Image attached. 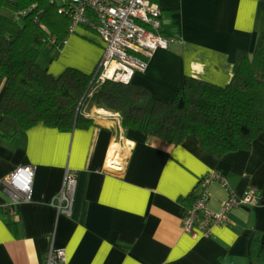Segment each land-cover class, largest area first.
I'll return each mask as SVG.
<instances>
[{
    "label": "crops",
    "instance_id": "0c3cea01",
    "mask_svg": "<svg viewBox=\"0 0 264 264\" xmlns=\"http://www.w3.org/2000/svg\"><path fill=\"white\" fill-rule=\"evenodd\" d=\"M153 1L161 8L156 32L172 40L131 81L164 100L174 98L187 75L228 83L237 52L252 54L264 31V0ZM103 45L81 24L61 48L44 50L45 66L55 75L68 66L92 72ZM90 115L87 128L62 131L38 122L0 140V264H46L52 247L65 249V264H255L250 242L258 236L264 244V132L248 149L218 155L194 133L175 144L125 128L119 115L100 107ZM25 165L35 168L31 198L16 205L11 219V186L3 178ZM67 169L77 177L70 212L61 196ZM210 173L211 209L249 188L260 202L237 204L225 224L193 236L182 228V199Z\"/></svg>",
    "mask_w": 264,
    "mask_h": 264
},
{
    "label": "trees",
    "instance_id": "16d2710c",
    "mask_svg": "<svg viewBox=\"0 0 264 264\" xmlns=\"http://www.w3.org/2000/svg\"><path fill=\"white\" fill-rule=\"evenodd\" d=\"M58 0H0V140H13L20 130L38 122L62 131L94 124L100 107L120 117L125 128L180 143L197 134L212 152L248 149L264 132V31L252 54L239 50L233 75L225 85L187 75L172 100L153 96L132 81L102 80L73 66L55 75L39 56L61 48L70 32L71 16L59 12ZM198 187V186H197ZM196 187V188H197ZM197 190L184 197L193 203ZM255 264H264V244L250 242Z\"/></svg>",
    "mask_w": 264,
    "mask_h": 264
},
{
    "label": "built area",
    "instance_id": "2783aa9c",
    "mask_svg": "<svg viewBox=\"0 0 264 264\" xmlns=\"http://www.w3.org/2000/svg\"><path fill=\"white\" fill-rule=\"evenodd\" d=\"M62 3L58 10L71 16L70 32L85 24L101 36L104 45L96 73L102 80L131 81L134 73L146 69L150 55L158 48H167L172 40L156 32L161 8L153 0H62ZM34 171L33 165H25L3 178L12 187H7L12 198L6 211L9 218L17 215L16 205L20 201L31 198ZM215 176V173L204 176L197 197L184 207L182 228L193 236L209 234L215 226L225 224L237 204L260 202L259 192L249 188L243 194H231L220 210L211 209L207 184ZM76 184L75 171L67 169L61 190L66 212L72 210ZM66 259L64 248L52 247L46 254V264H65Z\"/></svg>",
    "mask_w": 264,
    "mask_h": 264
},
{
    "label": "rangeland",
    "instance_id": "374dc122",
    "mask_svg": "<svg viewBox=\"0 0 264 264\" xmlns=\"http://www.w3.org/2000/svg\"><path fill=\"white\" fill-rule=\"evenodd\" d=\"M59 2H62V0H58ZM48 53H46V51H44L38 59V62L40 63L41 66H45V64L47 63V58H48Z\"/></svg>",
    "mask_w": 264,
    "mask_h": 264
},
{
    "label": "bare ground",
    "instance_id": "6f19581e",
    "mask_svg": "<svg viewBox=\"0 0 264 264\" xmlns=\"http://www.w3.org/2000/svg\"><path fill=\"white\" fill-rule=\"evenodd\" d=\"M110 162H111L112 164H114V162H115V161H113V160H110Z\"/></svg>",
    "mask_w": 264,
    "mask_h": 264
}]
</instances>
